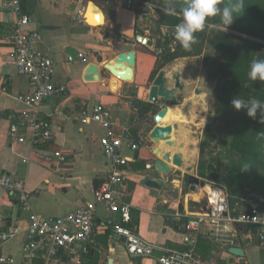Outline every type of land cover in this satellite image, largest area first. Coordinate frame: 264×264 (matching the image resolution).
I'll return each instance as SVG.
<instances>
[{"label": "crops", "instance_id": "crops-1", "mask_svg": "<svg viewBox=\"0 0 264 264\" xmlns=\"http://www.w3.org/2000/svg\"><path fill=\"white\" fill-rule=\"evenodd\" d=\"M89 2L21 0L23 14L30 17L26 29L41 34L40 49L55 65L53 84L66 90L64 94H56L43 101L40 111L51 124L52 140L48 144L34 146L29 137L13 142L8 135L7 117L10 114L29 113L30 109L18 97L32 93L34 86L26 77L17 74L12 63V47L5 42V38L11 33L17 17L6 10L4 0H0V178L10 176L23 181L29 194L28 208L22 209L18 197L0 185L2 226L5 230L14 227L19 229L16 235L0 246V256L7 257L10 264H22L25 260L32 215L42 219L63 217L93 201L96 187L109 170L99 145L100 139L109 134L122 140V155L129 159L128 166L123 170L124 201L130 205L131 218L127 226L161 250L156 251L151 258L129 257L123 239L113 231L120 222V216L98 206L93 235L83 245L86 252L79 250L75 256H71L63 250L48 264H158L157 259L163 251L182 250L185 247V216L197 215L206 206V187L195 194L184 191L183 186V179L188 176L184 171L194 164L197 157L196 135L195 143H189L185 151L189 159L186 160L181 153L183 167L176 169L169 165L172 171L182 172L181 179L172 173L161 175L151 168L159 158L153 154L155 148H159L160 155L167 152L175 154L165 142L154 144L148 138L156 126L154 115L164 107L162 100L156 103L148 101L147 89L151 86L148 85L149 81L157 75L154 72L159 58L153 50L160 43L158 29L152 31L151 37L144 32L145 25H137L135 12L96 0L92 2L101 10L104 19L102 25L90 26L82 17ZM155 16V25L163 23L159 14ZM47 26L56 29L47 30L44 28ZM137 35L148 37L153 50L138 43ZM66 47L76 49L82 58L69 62L64 52ZM129 51L135 52L136 64L132 81L126 82L112 76L104 65ZM90 64L99 67V80H85L86 69ZM178 64L174 66L175 69L187 66ZM190 65L194 66L195 63L191 62ZM197 87L200 86L186 85V93L173 104L182 106L189 99V105L200 106L201 112L184 110L183 114L184 119L194 122V126L200 130L206 122V110L199 101L204 104L206 101L205 93L199 96L193 94ZM192 97L198 102H194ZM135 99L153 105L156 112H149L139 119L137 109L133 107ZM95 108L107 113L108 118L93 119ZM172 108L163 120V125L178 121L171 112ZM83 112L89 118L87 124L81 123ZM130 115H133L132 126H129ZM178 133L171 136L172 141L179 139ZM128 144H136L138 149L132 151L127 148ZM54 152H60L65 157L64 162L45 160L46 156ZM146 177L161 180L160 189L141 185V180ZM167 191H172L175 198L167 197ZM258 201L264 203L261 198ZM180 206L182 212L178 210ZM243 211H236L232 206L229 215L236 217ZM251 229L249 225H236L229 231L204 228L197 236V251L209 264H264V245L260 241L255 242ZM231 248L241 249L243 256L231 254ZM44 256V248L39 249L35 264H42Z\"/></svg>", "mask_w": 264, "mask_h": 264}, {"label": "built area", "instance_id": "built-area-1", "mask_svg": "<svg viewBox=\"0 0 264 264\" xmlns=\"http://www.w3.org/2000/svg\"><path fill=\"white\" fill-rule=\"evenodd\" d=\"M124 9L135 12L137 25H145L144 31L152 37L158 28L160 46L154 48L157 58L162 57L165 48L170 51L179 44L174 39L175 25L161 23L155 25L156 9L143 0H121ZM6 10L16 15L17 19L11 33L5 42L12 47V63L17 74L26 77L34 86L32 93L18 97L29 109L28 114H10L7 117L9 127L8 135L11 141L20 142L26 137L34 146L48 144L52 140L50 122L41 114L40 107L43 101L56 94H64V87L53 84L55 65L40 49L41 34L36 30H27L30 17L23 14L21 0H4ZM178 24V23H177ZM80 58H82L80 56ZM81 123L87 124L89 118L82 113ZM93 119L105 120L107 113H102L99 108L93 110ZM100 149L109 167L107 176L96 187L93 201L63 217L42 219L36 215L30 217L27 234V251L22 264H35L37 251L44 248L45 256L42 264H48L60 251H67L75 256L79 250L86 252L85 245L92 237L96 225V212L98 206H103L111 213L120 216V222L114 226V234L123 239L125 252L132 258H151L160 247L149 242L135 233L127 225L130 222V205L124 201L123 183L125 181L123 170L128 166L129 159L122 155L123 144L120 138L111 134L100 139ZM127 148L136 151V144H128ZM47 162L57 160L64 162L65 157L60 152L46 156ZM2 185L10 194L16 195L22 209L28 208L29 194L26 192L23 181L4 176L0 178ZM205 193L207 212L197 215L185 216V235L182 250H165L158 257V264H209L197 251V236L204 228L225 231L234 229L236 225L257 226L259 241L264 245V207L259 202L253 203L236 217H231L229 196L226 191L218 186L209 185ZM4 220L0 219V246L9 241L19 232L17 227L4 229ZM0 264H10L7 257L0 256Z\"/></svg>", "mask_w": 264, "mask_h": 264}, {"label": "trees", "instance_id": "trees-1", "mask_svg": "<svg viewBox=\"0 0 264 264\" xmlns=\"http://www.w3.org/2000/svg\"><path fill=\"white\" fill-rule=\"evenodd\" d=\"M184 4V0H177ZM180 11V9L177 8ZM162 21L166 25L179 23L174 16L165 15ZM213 22H219L216 18ZM234 33L251 37L260 42L251 41L243 36L227 32L206 29L197 33V43L190 50L179 44L170 51L165 48L162 57L157 61V74L165 65L182 58L201 56L205 46L214 48L216 58L213 78L219 81L216 90L217 104L214 119L220 120L224 129L232 135L231 151L236 157L234 169L223 176H218L206 161H199L196 175L202 180H219L226 185L241 184L252 188L264 200V139H257V134L264 132V124L259 123L260 115L256 119L249 118L246 111H236L231 101L236 98L250 101L264 98V82L252 81L248 78L252 60H264V0H245V10L228 28ZM160 43L156 45L159 47ZM133 107L137 109L139 119L149 112H156L153 105L135 99ZM240 177L239 179H236ZM243 180L246 183L241 182ZM233 193V192H232ZM229 196V195H228ZM230 207H234L230 201ZM264 207V203H260ZM90 255V254H89Z\"/></svg>", "mask_w": 264, "mask_h": 264}, {"label": "rangeland", "instance_id": "rangeland-1", "mask_svg": "<svg viewBox=\"0 0 264 264\" xmlns=\"http://www.w3.org/2000/svg\"><path fill=\"white\" fill-rule=\"evenodd\" d=\"M92 1L93 0H90V2ZM96 1H99L102 4L109 2L113 6H118L120 8H123L121 0H96ZM143 1H146L150 5H152L156 9V13L159 14L160 17L162 16L160 12L163 11V8L165 7L163 0H143ZM175 6L176 9L177 8L180 9L183 5L176 0ZM177 12H179V10H177ZM87 16L90 19H93L94 13L90 9H88ZM174 17H176L180 22V17L178 15ZM156 18L157 17L155 16V19ZM228 31L234 33L233 31L230 30ZM157 33L162 35L160 28H158ZM234 34L248 38L251 41L260 42L256 39L244 36L242 34H238V33H234ZM113 44L115 45L114 42ZM152 50L153 48H150V51ZM180 62H187L185 64L187 66L184 69H178L179 71H181V73L183 72V75L186 78L187 85H196L202 88L204 86H207L212 90L211 94H204L206 106L204 103H202V101H199L205 107L206 122L203 125V127H201L200 130L197 131V133H195L197 139V157L193 164L195 168L194 175L196 176V172H197L196 167L198 165V162L202 160L207 162V169L208 167H212L216 175L223 176L232 169H234V161L236 160L235 159L236 157H234V154L231 151L232 140H233L231 133L224 129V125L220 120L214 119L215 107L217 104L216 90L219 85V81L213 78V72L216 63V58L214 57V48L211 46H205L201 56L177 59L165 65L163 68H170L173 70L175 69L174 66ZM191 62H194L195 65L194 66L190 65ZM156 69H157V65H156ZM153 79L149 81L148 85H151ZM258 100L264 103V98ZM242 111H246V110L242 109ZM139 117L140 116L138 115V118ZM202 123H200V125ZM239 178L240 177L236 179ZM183 180H184L183 186L185 191L188 190V186L186 185V178H184ZM204 181L207 183L208 186L215 185L223 188L226 191V193L229 195V203L230 201L233 202L236 211L246 210L247 208H249L251 204L259 202L258 199L261 198L256 193H254L252 188L250 187L245 186V188L240 189L239 187L241 184L226 185L222 183L220 179L210 180V181L204 180ZM241 182L246 183L247 181L244 182L243 180H241ZM166 195L169 198H175V194L172 191H167Z\"/></svg>", "mask_w": 264, "mask_h": 264}, {"label": "water", "instance_id": "water-1", "mask_svg": "<svg viewBox=\"0 0 264 264\" xmlns=\"http://www.w3.org/2000/svg\"><path fill=\"white\" fill-rule=\"evenodd\" d=\"M90 3V2H89ZM88 3V4H89ZM93 3V2H92ZM87 4V6H88ZM86 6V7H87ZM85 10L83 11L82 17L85 21ZM47 30H54L56 27L47 26L44 27ZM136 40L138 43L143 45L147 48H152L151 46V40L148 37L137 35ZM64 52L68 55L69 62H74L80 57V53L72 48V47H66L64 49ZM135 58L136 54L134 51L129 52H123L119 54L115 59V65H127V71L130 70V76L133 79L134 75V68H135ZM112 76L120 77L125 72H116L110 69L109 67H104ZM99 72L100 69L96 65L90 64L88 68L86 69V81H96L99 80ZM124 72V73H123ZM186 78L179 70H171L170 68H164L161 69L155 78L153 79L151 86L147 89L149 90L148 93V101L150 103H156L157 100H162L164 107H162L155 115H154V121L156 123V126L154 129L149 133L148 138L150 141H152L154 144H159L160 142H165L167 146L174 147V142L171 139V136L176 133L179 130V122L172 121L170 124L163 125L162 121L169 113V108L174 107L173 104L176 101H179V98H181L186 93ZM212 90L204 86L203 88L197 87L194 89V95L199 96L203 93L205 94H211ZM133 123V115H130L129 119V126H132ZM186 129H190L192 132L197 133L198 128L192 124L185 125ZM127 138V132L125 133ZM182 147V146H180ZM153 154L155 156H158L159 158L156 159V161L151 165V168H153L155 171H157L161 175H169L172 173L174 177L177 179L182 178V172L181 171H172V168L169 165H172L173 167L181 169L183 167V159L181 153H175L174 155H171L170 152L164 153L163 155H160L159 148H155L153 151ZM194 165H191L185 169V173L188 174L186 177V185L188 186V191L191 193L197 194L200 189H204L207 185V183L204 180L199 179L197 176L194 175ZM141 185L159 190L162 181L161 180H154L150 178H144L140 182ZM180 212L183 211L182 207L180 206L178 209ZM203 212H207V207L205 206L202 210ZM251 234L254 235V240L256 243H259V231L257 226H252ZM230 253L242 257L243 252L239 248H231Z\"/></svg>", "mask_w": 264, "mask_h": 264}, {"label": "clouds", "instance_id": "clouds-1", "mask_svg": "<svg viewBox=\"0 0 264 264\" xmlns=\"http://www.w3.org/2000/svg\"><path fill=\"white\" fill-rule=\"evenodd\" d=\"M163 2L165 15L180 17V22L175 25L174 39L186 50H190L197 43V33L206 29L227 32L245 10V0H184L179 12L175 6L176 0ZM216 18L219 22H213ZM248 78L264 82V60H252ZM231 104L236 111L246 110L247 116L252 119H256L259 113V123L264 124V103L261 101H245L237 96ZM257 139H264V132L258 133Z\"/></svg>", "mask_w": 264, "mask_h": 264}, {"label": "bare ground", "instance_id": "bare-ground-1", "mask_svg": "<svg viewBox=\"0 0 264 264\" xmlns=\"http://www.w3.org/2000/svg\"><path fill=\"white\" fill-rule=\"evenodd\" d=\"M88 9H90L94 13L93 19H90L87 16ZM103 19L104 18H103V14H102L101 10L98 9L97 7H95L92 2H90L88 4L86 10H85V21L87 23H89L90 26H99V25H102ZM183 64H186V63L185 62H180L178 65L182 66ZM104 66H107L110 69H112L113 71H116L118 73L124 71L125 73L123 72L124 74L122 76H120L119 78L118 77L117 78L118 79H123L126 82H131L132 81V79H131L132 77H129L131 71L130 70L127 71V68H128L127 65H125V64L115 65V61H114V59H112V60L108 61L107 63H105ZM176 70H178V69H176ZM194 98L195 97H192V100L194 102H198V101L194 100ZM170 108H169V110H170ZM184 110H187L188 112H191V111L201 112L202 108L200 106L189 105V99H188V100H186L184 102V104L182 106H175V107L172 108V111H171L172 114L176 117V119H178L177 122H179L180 127H179V130H178L179 131V133H178L179 134V139H174L173 140L174 147H171L170 151H172L173 153H182L184 155V158H186V160H188L189 157L185 155V151L187 150V148L189 146V143H191V142L195 143V132H192L190 129H186L185 125H189V124L194 125L195 123L194 122H190V121H188V120L183 118L184 117L183 116ZM180 146H182V147H180ZM185 164H186V162H185ZM208 189H209L208 186H206L205 191H207Z\"/></svg>", "mask_w": 264, "mask_h": 264}]
</instances>
